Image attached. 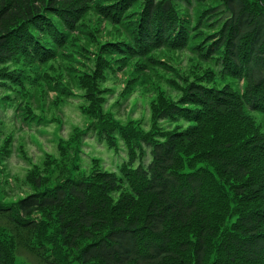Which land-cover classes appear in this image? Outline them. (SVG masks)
<instances>
[{"label": "trees", "instance_id": "obj_1", "mask_svg": "<svg viewBox=\"0 0 264 264\" xmlns=\"http://www.w3.org/2000/svg\"><path fill=\"white\" fill-rule=\"evenodd\" d=\"M98 2L0 0V80L9 78L22 87L25 81H36L31 70L58 57L78 28H86L82 20ZM220 5L224 8L214 22L203 14L192 22L172 0H111L101 6L99 11L125 30L118 38L90 41L95 48L89 45L86 49L92 60L82 74L83 84L79 83L88 90L80 94L79 111L88 124L76 126L70 142L73 144L64 146L65 157L56 168L59 177L46 183L34 178L36 190L22 197L17 207L0 204V218L12 228L0 226V264L15 263L18 243L9 236L29 227L32 214L41 208L56 214L45 218L52 219L54 225L47 237L32 235L29 243L31 246L37 237L44 239V244L32 247L33 251L44 260L54 254L57 264L67 263L64 256L72 248L79 251V259L86 264H264V131L257 129L245 143H237L241 138L237 131L226 133L213 150L202 151V140L208 142L221 127L217 123L221 112L240 109L238 116H242L244 102L238 99V91L227 86L222 92L223 88L197 83L212 76L209 68L191 77L163 58L154 60L155 53L165 49L163 46L178 50L190 36L198 42L218 36L219 45H227L233 59L247 55L244 72L249 86L245 84L250 89L246 93L255 87L264 93L263 9L253 7L251 0H222L210 11ZM188 28L195 32L190 34ZM131 59L144 63L136 68L149 69L154 90L158 89L154 82L157 78L168 82L172 93L184 90L179 100L161 102L162 112L152 119L149 128L144 127V120L130 118L125 122L106 109L107 97L113 91L102 85L122 60ZM164 66L171 78L158 71ZM183 83L189 87L188 92L182 88ZM70 88L58 92L67 97ZM126 92L123 90L120 96ZM203 102L214 108L206 110L212 115L199 116ZM185 104H195L198 109H187ZM236 117L227 119L235 125ZM186 118L196 123L194 130L176 127L170 134L163 129L161 122L173 124ZM90 130L107 135L111 143H115L114 133L121 132L132 155L137 142L151 143L152 159L147 166L126 168L124 179L103 169L99 161H93L90 169H82L75 156ZM199 156L217 164L222 174L233 179L234 186L215 167L199 162ZM219 181L223 183L221 191H217ZM204 186L214 195L208 209ZM253 198L257 199L255 203H251ZM211 209L228 213L229 223L222 229L210 215ZM191 228L195 229L194 238L178 236L181 230Z\"/></svg>", "mask_w": 264, "mask_h": 264}, {"label": "rangeland", "instance_id": "obj_2", "mask_svg": "<svg viewBox=\"0 0 264 264\" xmlns=\"http://www.w3.org/2000/svg\"><path fill=\"white\" fill-rule=\"evenodd\" d=\"M110 1L99 0L96 7H90L82 20L86 28L79 27L73 35L72 41L62 49L58 57L53 61L47 63L44 67L31 70L33 76L37 78L36 81H31L30 83L25 81L24 87L15 84L21 98L16 97V99L11 100L9 94L13 91L2 88L0 85L1 205L8 208L17 207L18 201L22 197L36 190L34 178L40 177L44 183L49 179L56 180L59 177V172L56 170L58 162L65 157L63 148L65 145L69 146L73 138L74 128L76 126H87L86 117L79 111L80 94H86L88 91L82 85L84 81L82 74L87 69V64L92 60V55L86 49L89 45L92 49L95 48L90 41L118 38L121 35V31L125 30L123 26L109 21L105 13L99 11L102 5ZM221 1L200 0L199 5L195 7L188 5L184 0H180V3L181 7L185 9V13L188 14L190 19H193L195 15L196 17H200L202 14L206 16L212 15L215 11L211 12L210 8ZM251 2L253 7H261L264 10V0H251ZM214 19L216 18L213 15L208 20L213 21ZM85 44L87 45L84 49ZM159 58H163V61L179 67L183 73L185 72L191 77L201 74L203 69L209 67L205 60L200 59L195 54L175 48L158 50L155 53L154 60H159ZM179 59H181V63L177 62ZM122 61L117 67V71L115 73L111 71L106 79L107 81L102 85L103 88H111L113 91V94L107 97L108 105L106 109L116 119L125 122L130 118L140 119L144 120L146 126H150L152 119L157 118L162 112H159V105L165 101L179 100L184 90L179 88L178 92L175 90L176 93H172L169 83L158 78L154 79L158 87L157 90H154L153 84H150L153 80L150 78L149 69L136 68L137 64L141 65L143 63L142 61H137V59ZM157 69L161 74H165L166 78H171L172 74H168L169 71L165 66ZM17 78L20 79L19 76ZM8 80L5 78L0 80V83H7ZM197 83H203L208 88H223L221 89L222 92L226 90L227 86L232 90L238 91V99L240 100L246 95L245 89L247 86L245 81L239 82L230 78L217 79L212 75L209 79L198 81ZM70 86L71 90H69L70 93L67 97L58 92L59 90L65 91ZM184 87L185 91L188 92L189 87L183 83L182 88ZM123 90L127 92L122 98L120 95H122ZM160 94H162V97ZM72 95L76 96L71 97ZM166 97L168 100H166ZM235 99L234 97L232 99L234 103L236 102ZM163 100L164 102H162ZM9 102L11 105L6 104ZM185 108L198 109L195 104H185ZM203 110L200 111V114ZM239 112L240 109L234 111L223 110L221 112V120L217 122L221 127L209 136L208 142L207 139L202 140L200 149L202 151L210 149L207 151L210 152L218 145L219 137L226 133L237 131L241 135L237 143L250 141L257 129L263 133L264 115L260 111L244 109L242 116H238ZM234 115H237L236 124L232 125L227 116L233 117ZM161 123L163 129L169 130L170 134L171 130L176 127L183 131H192L196 127V123L191 118H186L173 124L171 122ZM185 149L189 150L188 147H185ZM189 151L193 152L192 150ZM75 157L82 169H89L92 159L98 157L102 160L103 168L118 170L120 165L127 160V149L121 140H119L117 149L109 148L104 140H99L94 135L84 139L83 146ZM148 161L146 156L145 162L147 163ZM198 161L215 167L223 178L234 186L233 179L224 175V173L222 174L217 164L200 156ZM113 165L115 167H112ZM135 165H138V162ZM119 196L120 193L118 192L115 195L117 197L116 201H119ZM256 200L253 198L251 203H255ZM209 212L213 220H216L218 228L222 229L229 223L228 213L217 209H211ZM32 215L33 221L29 224L30 226L28 225L29 227L21 228L22 231H14V235L11 234L9 236L12 241L18 243L17 252L21 257L15 258L14 264H57L56 262L42 259L41 255L33 251L32 247L36 248L44 244V239L37 237L33 240L31 246L29 243L32 235L47 237L54 222H52V219L45 220V218L51 215L55 217L56 214L51 212L49 208H41ZM5 223L9 225L8 221L0 218V226L9 227L12 230L10 225L7 226ZM33 223L32 231L29 232L28 230ZM178 236L194 238L195 229L181 230ZM51 244L54 245V242H51ZM78 255L79 251L76 248H72L69 254L64 256L67 261L66 264H86L81 262Z\"/></svg>", "mask_w": 264, "mask_h": 264}]
</instances>
